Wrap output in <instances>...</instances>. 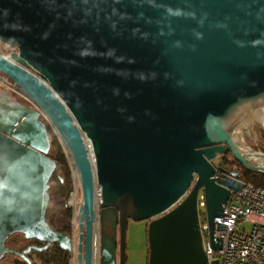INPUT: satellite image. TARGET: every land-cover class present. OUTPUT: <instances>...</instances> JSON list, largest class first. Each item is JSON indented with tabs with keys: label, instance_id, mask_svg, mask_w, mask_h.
Listing matches in <instances>:
<instances>
[{
	"label": "water",
	"instance_id": "1",
	"mask_svg": "<svg viewBox=\"0 0 264 264\" xmlns=\"http://www.w3.org/2000/svg\"><path fill=\"white\" fill-rule=\"evenodd\" d=\"M0 44L17 49H0V178L17 189L0 206L21 201L0 207V262L74 252L50 223L51 127L82 193L76 264H127L131 221L149 222V264H218L199 196L213 236L231 192L209 161L264 174L244 142L264 132V0H0ZM17 234L47 245L12 248Z\"/></svg>",
	"mask_w": 264,
	"mask_h": 264
},
{
	"label": "built area",
	"instance_id": "2",
	"mask_svg": "<svg viewBox=\"0 0 264 264\" xmlns=\"http://www.w3.org/2000/svg\"><path fill=\"white\" fill-rule=\"evenodd\" d=\"M8 50L7 57L17 52L16 48ZM223 157L224 155H218L209 162L217 169V178L227 179L230 185L227 189L231 195L223 211L214 219L213 236L207 213L203 215L204 220L201 219L206 253L210 263L217 261L218 264H264V188L219 171V168L224 166ZM76 181L78 182V179L75 177ZM77 186L75 183L69 199L70 204L76 207ZM201 208L206 210V199L202 192L199 196L200 218ZM246 224L251 225V230L246 229ZM70 264H74L73 259Z\"/></svg>",
	"mask_w": 264,
	"mask_h": 264
},
{
	"label": "trees",
	"instance_id": "3",
	"mask_svg": "<svg viewBox=\"0 0 264 264\" xmlns=\"http://www.w3.org/2000/svg\"><path fill=\"white\" fill-rule=\"evenodd\" d=\"M10 91H11V94H16L14 91L12 90ZM261 133H262V139L264 142V132L261 131ZM49 135H50L51 144H52L50 155L58 161V174L61 176V178L57 179L56 181L59 187L63 189L66 188L65 192H66V196L68 199L70 196V193L73 191V176H72V169H71V160L63 144L61 143L58 136L56 135V133L51 127H49ZM223 158H224L223 164L225 168H227L228 171L231 170L230 167H232V165L235 162L238 163V161L236 160V158L231 152L228 154H225ZM240 167H242V170H243V173L241 174V177H240L241 180L253 183L257 187L264 188V174L250 173L246 171L241 164H240ZM234 168L238 170L237 165L234 166ZM62 179L65 181V184H60ZM77 184H78V189H79V198L81 200L82 194L80 190L79 181L77 182ZM57 192L56 190L55 191L53 190V201H55L54 203L58 205V210H59L60 209L59 207H63V203L60 202L61 200H60V197L58 196L60 193L58 194ZM72 213L73 212L71 211L69 215L72 216ZM51 225L55 229L58 230V227L56 226L61 225V224L60 222L57 221V225L55 224L56 226L53 225V223H51ZM70 260L71 259H70V255L68 252L63 251L59 247H56V248L54 247L48 251H45L44 253L39 254V260L38 262H34V264H70ZM16 264H28V263L22 260L20 257H18Z\"/></svg>",
	"mask_w": 264,
	"mask_h": 264
},
{
	"label": "rangeland",
	"instance_id": "4",
	"mask_svg": "<svg viewBox=\"0 0 264 264\" xmlns=\"http://www.w3.org/2000/svg\"><path fill=\"white\" fill-rule=\"evenodd\" d=\"M0 49L3 51L5 55H7L9 52L8 48L1 44H0ZM15 95L19 98H22L17 93ZM244 142L247 145L252 146L255 149L261 150L262 148L261 151L264 152V142L262 139L261 131L259 133V142L257 146L253 143L252 138L250 137H245ZM72 176H73V190H74L75 183L77 184V181L75 182V177H74L75 175L73 174V172H72ZM77 199H78V205L80 206L79 202H81L82 198L81 200L79 198V189H78ZM54 202L55 201L52 202L53 204L52 211H53L54 216H56L59 213V210H58V205ZM78 205L76 209H78ZM201 214H202L201 219L204 220L205 217L203 215L206 214L205 208H201ZM245 227L247 230H251L250 224H246ZM8 245L11 246L12 248H17L18 250L22 251L24 250V248L26 249L27 242L22 234H18V235L12 236ZM126 257H127V264H149L148 222L131 221L129 223L128 235H127ZM17 259L18 257H16L15 255H7L0 262V264H16Z\"/></svg>",
	"mask_w": 264,
	"mask_h": 264
},
{
	"label": "flooded vegetation",
	"instance_id": "5",
	"mask_svg": "<svg viewBox=\"0 0 264 264\" xmlns=\"http://www.w3.org/2000/svg\"><path fill=\"white\" fill-rule=\"evenodd\" d=\"M5 87H7V86L3 85V88H5ZM12 96L14 98H16L18 100H21V101L26 103V101L24 99L17 97L15 94H12ZM222 165H224L223 162H222ZM236 165H237V168H238L239 171L236 168H234V166H236ZM223 167L225 168V166H223ZM225 169L227 170V168H225ZM230 169H231V170H229L230 172H236V173L239 172L240 174L243 173L242 167H240V164L236 163V162L232 165V167H230ZM225 177H226V175H225ZM60 178H61V176L58 174V170H57V172L54 174V176L52 177V179L50 181V185H51L50 190H49V192L51 194V220H50V222L53 223V225H55V224L57 225V221L60 222L61 225H57V226L55 225L56 227H58V230H61V231H63V233H66L69 236L73 237L74 252L72 254H70L69 252L68 253L70 255V259H73L74 264H76L75 257L77 256V253H78L79 238L77 236L78 228H77V225H76V219L75 218H76V214L78 212L79 206H78V209H76V206H72L70 204V202H69L70 196L67 199L66 192H65L66 188L63 189V188L59 187V185H58V183L56 181L57 179H60ZM60 184H65V181L62 179ZM53 190L54 191L56 190V192L58 191L57 192L58 194L60 193L58 196L60 197V200H61L60 202L63 203V207H59L60 208L59 209V213L56 216H54L53 211H52V207H53V204H52V202H53ZM70 195H71V193H70ZM71 211L73 212L72 216L69 215ZM148 224H149V222H148ZM111 228H112V226L111 227H106V226L103 227L101 225L100 221H99V223L97 224V228H96L95 233L101 234L102 232H105V234H110V233H112L111 232ZM24 238H25V236H24ZM9 242H10V240H9ZM26 242H27L26 248L31 247V246L45 247L47 245L46 242H41V241L36 240V239H30V240L26 239ZM54 247L56 248V247H59V246L57 244H52L45 251H48V250H50V249H52ZM84 249H85V245H84ZM45 251H42V252L32 251L31 253L28 254V258H30V260L34 264V262H38L39 254L44 253Z\"/></svg>",
	"mask_w": 264,
	"mask_h": 264
},
{
	"label": "clouds",
	"instance_id": "6",
	"mask_svg": "<svg viewBox=\"0 0 264 264\" xmlns=\"http://www.w3.org/2000/svg\"><path fill=\"white\" fill-rule=\"evenodd\" d=\"M5 191L15 192V191H17V189L11 187L10 182L6 178H0V197L3 196ZM21 199L25 200V199H28V197H27V195H25ZM20 204H21V201H17L13 197H7V198H4L3 204L0 207H3V209L6 212H13V211L17 210V208Z\"/></svg>",
	"mask_w": 264,
	"mask_h": 264
}]
</instances>
